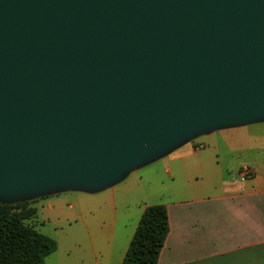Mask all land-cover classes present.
<instances>
[{"label":"water","instance_id":"95a60500","mask_svg":"<svg viewBox=\"0 0 264 264\" xmlns=\"http://www.w3.org/2000/svg\"><path fill=\"white\" fill-rule=\"evenodd\" d=\"M260 122L264 0H0V203Z\"/></svg>","mask_w":264,"mask_h":264},{"label":"crops","instance_id":"0c3cea01","mask_svg":"<svg viewBox=\"0 0 264 264\" xmlns=\"http://www.w3.org/2000/svg\"><path fill=\"white\" fill-rule=\"evenodd\" d=\"M249 127L264 138V122L213 130L100 191L32 198L28 224L56 244L43 264H121L140 214L154 204L165 206L168 222L156 264H264V143L249 144ZM219 150L248 158L232 173ZM243 166L251 177H241Z\"/></svg>","mask_w":264,"mask_h":264},{"label":"trees","instance_id":"16d2710c","mask_svg":"<svg viewBox=\"0 0 264 264\" xmlns=\"http://www.w3.org/2000/svg\"><path fill=\"white\" fill-rule=\"evenodd\" d=\"M31 201L0 203V264H43L55 250L52 238L28 224L36 211ZM167 231L165 206L144 207L121 264H156Z\"/></svg>","mask_w":264,"mask_h":264},{"label":"rangeland","instance_id":"374dc122","mask_svg":"<svg viewBox=\"0 0 264 264\" xmlns=\"http://www.w3.org/2000/svg\"><path fill=\"white\" fill-rule=\"evenodd\" d=\"M255 124H257V123H255ZM249 128H251V127H249ZM250 130H251L252 136L250 137L251 139L249 140V144H251L252 146H255V145H258V144L262 145L264 143L263 135L256 129H252L251 128ZM232 155H233V157L229 158V156H226V154L224 153L223 150H219V152H218V158L220 160L221 165L224 166V163H226L227 160L231 161L232 173H233L235 165L237 163H239V161H242V160H245L246 158H248V156L246 154V151L241 153V154H239V155H237L235 152H233ZM227 168H228V166H227ZM45 196H47V195H45ZM26 200H24V201H26ZM13 203H16V202H13Z\"/></svg>","mask_w":264,"mask_h":264},{"label":"built area","instance_id":"2783aa9c","mask_svg":"<svg viewBox=\"0 0 264 264\" xmlns=\"http://www.w3.org/2000/svg\"><path fill=\"white\" fill-rule=\"evenodd\" d=\"M195 148L201 149L203 148V144H196ZM239 174L241 175V177H251L253 174V170L250 167L243 166L241 167V169H239Z\"/></svg>","mask_w":264,"mask_h":264}]
</instances>
